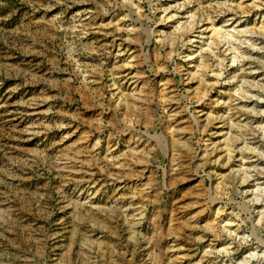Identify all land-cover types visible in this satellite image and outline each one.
<instances>
[{"label":"rangeland","instance_id":"obj_1","mask_svg":"<svg viewBox=\"0 0 264 264\" xmlns=\"http://www.w3.org/2000/svg\"><path fill=\"white\" fill-rule=\"evenodd\" d=\"M0 264H264V0H0Z\"/></svg>","mask_w":264,"mask_h":264}]
</instances>
